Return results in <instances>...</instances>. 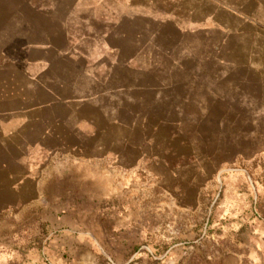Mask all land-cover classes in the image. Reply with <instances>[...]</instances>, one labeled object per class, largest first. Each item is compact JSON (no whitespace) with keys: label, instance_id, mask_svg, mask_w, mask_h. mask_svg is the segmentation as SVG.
<instances>
[{"label":"crops","instance_id":"crops-1","mask_svg":"<svg viewBox=\"0 0 264 264\" xmlns=\"http://www.w3.org/2000/svg\"><path fill=\"white\" fill-rule=\"evenodd\" d=\"M138 20L264 73V0H0V230L19 245L34 232L24 255L0 239V264H65L63 209L122 208L138 168L123 120L157 90L132 74Z\"/></svg>","mask_w":264,"mask_h":264},{"label":"rangeland","instance_id":"rangeland-1","mask_svg":"<svg viewBox=\"0 0 264 264\" xmlns=\"http://www.w3.org/2000/svg\"><path fill=\"white\" fill-rule=\"evenodd\" d=\"M136 22L132 74L157 89L143 116L121 125L137 174L121 187V209H63L65 264H264L263 71L226 69L199 40ZM8 232L0 239L29 253L34 232L20 245Z\"/></svg>","mask_w":264,"mask_h":264}]
</instances>
